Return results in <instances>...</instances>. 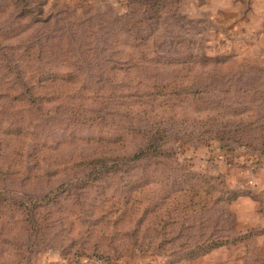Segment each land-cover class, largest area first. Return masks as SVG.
I'll return each instance as SVG.
<instances>
[{
    "label": "rangeland",
    "instance_id": "374dc122",
    "mask_svg": "<svg viewBox=\"0 0 264 264\" xmlns=\"http://www.w3.org/2000/svg\"><path fill=\"white\" fill-rule=\"evenodd\" d=\"M262 22L264 0H0V264H264Z\"/></svg>",
    "mask_w": 264,
    "mask_h": 264
},
{
    "label": "trees",
    "instance_id": "16d2710c",
    "mask_svg": "<svg viewBox=\"0 0 264 264\" xmlns=\"http://www.w3.org/2000/svg\"><path fill=\"white\" fill-rule=\"evenodd\" d=\"M151 141H155L154 138H152ZM220 147L222 148L223 151H234V152L236 151V153L242 152L243 151L242 148H245V147L248 148V146L247 145H244V144H238V145H233V146H229V145H225V146L223 145V146H221L220 145ZM155 148H156L155 142H151L146 147V149L144 151H148V152H152L153 153L154 150H155ZM144 151L135 153L130 159L123 157L122 160L125 161V162H127V161H136L137 158H139L141 154H144V155L149 154V153H146ZM253 153H254V155H260L261 157H263V158H261L259 160H262V161L264 160V156L262 154H260V153L258 154L256 152H253ZM82 164H83V166L85 168H87V167L90 168L91 166H95V169H96L97 165H100L101 166V169H103V170L108 168V162H107L106 159H99V160L92 159L90 161H83ZM191 199L192 198H190V200ZM76 258H77V260L83 259L82 257H76ZM89 258H91V257L89 255H86V258H84V259L85 260H89Z\"/></svg>",
    "mask_w": 264,
    "mask_h": 264
},
{
    "label": "crops",
    "instance_id": "0c3cea01",
    "mask_svg": "<svg viewBox=\"0 0 264 264\" xmlns=\"http://www.w3.org/2000/svg\"><path fill=\"white\" fill-rule=\"evenodd\" d=\"M253 10H254V9H253ZM258 10H259V6L257 5V7L255 8V11H258ZM238 21H239L238 24H243V23L246 22L245 20H238ZM247 23H248V25H247L248 27H247V28L249 29V27H250V26H249L250 22H247ZM263 23H264V22H262L261 25H263ZM238 24H237V25H238ZM259 42H261V39H260ZM257 46H259V45H257ZM260 55H261V57H264V53H262V54H260Z\"/></svg>",
    "mask_w": 264,
    "mask_h": 264
}]
</instances>
